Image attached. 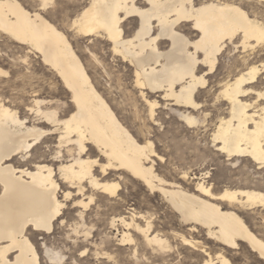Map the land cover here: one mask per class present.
Listing matches in <instances>:
<instances>
[{
    "label": "bare ground",
    "instance_id": "6f19581e",
    "mask_svg": "<svg viewBox=\"0 0 264 264\" xmlns=\"http://www.w3.org/2000/svg\"><path fill=\"white\" fill-rule=\"evenodd\" d=\"M32 1L34 9L24 0H0V36L26 48L19 49L26 67L13 78L0 67V88L12 91L0 92V264H43L36 236L48 238L59 221L70 227L83 259L91 253L113 258L102 246L109 239H94L89 215L102 201L120 199L129 182L158 193L180 223L165 231L156 212L142 206L113 209L117 244L130 245L138 262L142 251L162 264H264V179L217 182L207 169L194 175L193 187L182 182L191 178L186 170L167 179L156 168L165 157L149 132L141 127L136 133L123 121L73 43L81 38L86 49H95L105 42L133 67L151 119L161 103L146 91L178 107L188 127L209 121L214 150L229 165L242 160L260 173L264 0H69L81 8L67 26L51 18L59 0ZM131 23L134 30L126 28ZM231 52L233 61L212 93L210 78ZM31 54L50 78L41 81L29 70ZM203 94H212L211 105L199 100ZM41 145L51 158L35 156ZM44 244L50 263H62L61 250Z\"/></svg>",
    "mask_w": 264,
    "mask_h": 264
},
{
    "label": "rangeland",
    "instance_id": "374dc122",
    "mask_svg": "<svg viewBox=\"0 0 264 264\" xmlns=\"http://www.w3.org/2000/svg\"><path fill=\"white\" fill-rule=\"evenodd\" d=\"M86 1L87 0H79V2L82 3H85ZM24 2L30 8L34 9L36 7V3L32 0H24ZM80 8L79 3L77 6L73 7L70 5L69 0H59L54 7L51 18L60 26H67ZM126 28L134 30L136 25L132 23L127 24ZM75 39L73 42L74 46L85 64L88 66L95 83H97L99 88L108 97L116 111L119 112L118 114H121L120 117L123 121L126 122L133 131L139 134H141L139 128L144 127L143 134L148 136L149 132L148 137L155 141L158 151L160 153L162 152L161 154L165 157L163 162L157 161L156 168H158V171L161 172L162 175H166L167 179H177L181 176L180 173L183 170H186L190 172L191 178L187 181L182 180V182L184 184L186 183L185 185L193 187L197 180V178H193L194 175L198 174L197 176L199 177L204 169L209 170L212 178L217 182L227 181L230 178H233L236 181L239 179L242 180L245 176L264 179V169L261 170L262 172L260 171V173H257V170H255L256 168L253 167L252 164L242 160L229 165L226 161L227 158L214 150L211 141L214 125L209 123V121H206L204 124L197 127H188L181 117L178 107L176 108L174 105L165 104L164 101L160 99L159 92L153 93L146 91L149 97H157L161 103V106L157 108L155 114L156 119H151L148 106L146 105L140 90L134 86L133 67L120 56L114 54L111 49H107L108 46L102 40L98 41V45L96 44L95 49H86L85 46L88 45L87 40L81 38ZM19 46L18 43L13 40L11 41V39L5 35L0 36V49H2V52L0 53V67L9 71L10 78H13L16 71H20L19 69L26 67V65L22 64L25 52L19 50L26 48ZM233 53L234 52L225 53L221 57L218 73L216 76L210 78V83L213 82V84H211V88L209 87L207 90L211 89L212 93L216 90L218 79L226 72L228 66L233 61ZM92 54H95L97 60L92 57ZM28 66L30 67L29 70L35 71L40 80L48 79L51 76L49 71L45 69L41 58L36 57L33 54L30 55ZM6 78L7 77H2L1 79L4 80ZM59 84L61 85V82ZM2 91L5 92V96H9L12 93L11 88L6 84L0 88V92ZM199 100H201L203 104L211 105L212 94H203ZM209 109L212 110L213 108L210 107ZM202 117L203 116H201V118ZM49 152V148H46V145H41L35 152V156L41 157L42 154H45V156L51 158ZM245 171H247V173ZM240 172L245 173V175H241ZM209 179L210 178H207V180ZM131 204H137L142 206L144 210L156 212L157 219L160 220L158 225L164 227L163 229H166L165 231L180 226L178 219L163 203L158 193L151 194L146 188L141 186V184L139 185L137 182H129L127 186L123 187L122 197L120 199L111 203L102 201L101 206L91 210L89 215L90 220L92 219V223L96 224L93 225V233L96 234L94 239L98 242H100L102 238L105 240L109 239V242L106 241L104 243L105 245L103 244L102 246L105 247L107 245V247H109L111 253H113V258L109 259L105 258L103 255L97 256L91 253V256L89 255L83 259L79 255L80 252L78 249L74 248L72 239L68 236L70 227L65 226L59 221L56 225L54 234L49 235L48 238L43 234H37L36 236L37 244L42 254L43 264H51L48 257L45 256L44 242H47L50 247L61 250L63 253L64 257L62 263L57 264H162L161 260L153 262L154 259L150 258L149 254H147L149 257L148 259L144 258L142 251L138 252V257L140 258L138 262V259L132 255L133 252L130 245L123 246L124 249L117 244L118 242L115 238L117 232L112 228L109 218L113 213V209L126 212ZM173 243L175 242L173 241ZM89 248L92 247L89 246ZM179 249L182 248L179 246ZM237 260L235 262H242V259Z\"/></svg>",
    "mask_w": 264,
    "mask_h": 264
}]
</instances>
